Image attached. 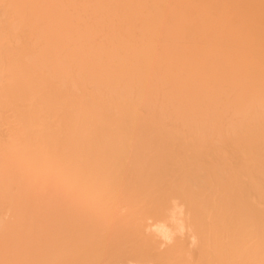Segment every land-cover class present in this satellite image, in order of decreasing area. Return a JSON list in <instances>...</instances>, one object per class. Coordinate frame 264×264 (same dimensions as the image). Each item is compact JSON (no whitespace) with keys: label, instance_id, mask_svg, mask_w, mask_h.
<instances>
[{"label":"bare ground","instance_id":"obj_1","mask_svg":"<svg viewBox=\"0 0 264 264\" xmlns=\"http://www.w3.org/2000/svg\"><path fill=\"white\" fill-rule=\"evenodd\" d=\"M0 264H264V0H0Z\"/></svg>","mask_w":264,"mask_h":264}]
</instances>
